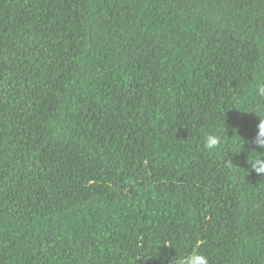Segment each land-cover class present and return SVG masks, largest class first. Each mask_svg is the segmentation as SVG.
Segmentation results:
<instances>
[{
  "label": "trees",
  "instance_id": "1",
  "mask_svg": "<svg viewBox=\"0 0 264 264\" xmlns=\"http://www.w3.org/2000/svg\"><path fill=\"white\" fill-rule=\"evenodd\" d=\"M261 119L264 0H0V264H264Z\"/></svg>",
  "mask_w": 264,
  "mask_h": 264
},
{
  "label": "clouds",
  "instance_id": "2",
  "mask_svg": "<svg viewBox=\"0 0 264 264\" xmlns=\"http://www.w3.org/2000/svg\"><path fill=\"white\" fill-rule=\"evenodd\" d=\"M259 131L256 137V144L264 148V119L260 120L258 125ZM222 145V137L216 133H205L203 137V147L209 151L220 148ZM255 153V152H254ZM252 166L257 174H264V158L256 156ZM198 249V245H197ZM194 249L190 254L181 257L177 264H208V259L200 251Z\"/></svg>",
  "mask_w": 264,
  "mask_h": 264
}]
</instances>
